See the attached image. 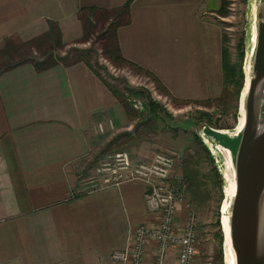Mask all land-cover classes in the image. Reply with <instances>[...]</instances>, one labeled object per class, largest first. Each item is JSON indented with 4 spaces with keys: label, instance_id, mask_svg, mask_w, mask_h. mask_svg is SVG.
Listing matches in <instances>:
<instances>
[{
    "label": "crops",
    "instance_id": "crops-1",
    "mask_svg": "<svg viewBox=\"0 0 264 264\" xmlns=\"http://www.w3.org/2000/svg\"><path fill=\"white\" fill-rule=\"evenodd\" d=\"M128 1L115 31L120 55L172 94L191 96V35L221 0H0V52L46 34L49 24L62 45L78 43L82 11ZM164 50L183 53L187 90H173L146 55ZM16 64L0 73V264H111L132 227L152 221L143 184L98 188L93 177L101 158L131 145L117 139L130 134L125 112L82 61L40 71Z\"/></svg>",
    "mask_w": 264,
    "mask_h": 264
},
{
    "label": "rangeland",
    "instance_id": "rangeland-1",
    "mask_svg": "<svg viewBox=\"0 0 264 264\" xmlns=\"http://www.w3.org/2000/svg\"><path fill=\"white\" fill-rule=\"evenodd\" d=\"M258 2V0H221L220 9L207 12L197 20L199 25L202 24L203 29H195L194 35H191V96L189 97L172 94L150 73L147 76L128 66L116 67L103 59L99 43L103 33L102 27L106 29L108 24L113 22L118 11L103 14L83 13V18L90 22L89 40L86 43L63 45L60 48L51 40L40 38V36L33 39L31 44L33 47L27 43L14 46L15 49L8 47V52H0V71L7 66L25 61L44 62L45 65L54 63L56 58L63 59L60 62L62 65L87 61L93 70L125 99V123L129 125V131L125 133L130 134L126 137L117 136L119 137L117 139L131 145L118 147L115 152L127 151V154L129 152L139 157L137 162L144 161L140 157L149 159L154 153L173 156L177 164L170 173L169 182L174 186L177 185L176 180L181 178L180 161H184L198 150L191 133H196L199 127L206 126L204 123L195 121L199 118V113L211 115L212 122L220 116L218 124L231 128L218 131H228L229 136L234 135L238 122L234 115L238 116L241 113V99L244 90L242 89L237 99L230 94L226 95L224 100L220 99L222 91L219 64L220 40L221 37L225 38L224 46L230 54L231 63H234L236 60L234 46L241 38L243 44L241 69L246 80L251 51L255 44ZM102 19L106 22L103 26ZM146 55L150 56L154 63H160L163 79L173 90H187L188 85L183 81L184 77L179 66L183 65L185 60L178 61L179 58H177L182 57L183 53H179L178 56L174 50H164L158 53L157 58L152 57L151 53H146ZM142 71L145 70L142 69ZM128 90L148 95L163 107L168 115H160L159 120L144 122L142 116H137L144 100L139 96L129 94ZM119 106L124 109L120 104ZM220 112L222 114L219 115ZM207 170L208 167L204 162L197 167L198 177L202 182H205L202 176ZM217 171L222 181L221 196L219 197L216 186L209 183L207 198L198 206L191 201L186 187L181 184L183 196L194 214L195 254L192 264H227L222 220L227 208L224 209V204L230 199L228 200L224 195V181L218 167ZM178 216L179 221L183 222V213Z\"/></svg>",
    "mask_w": 264,
    "mask_h": 264
},
{
    "label": "water",
    "instance_id": "water-1",
    "mask_svg": "<svg viewBox=\"0 0 264 264\" xmlns=\"http://www.w3.org/2000/svg\"><path fill=\"white\" fill-rule=\"evenodd\" d=\"M258 1L255 44L242 87L241 128L229 136L201 126L213 145L228 152L233 193L225 218L233 264H264V0Z\"/></svg>",
    "mask_w": 264,
    "mask_h": 264
},
{
    "label": "built area",
    "instance_id": "built-area-1",
    "mask_svg": "<svg viewBox=\"0 0 264 264\" xmlns=\"http://www.w3.org/2000/svg\"><path fill=\"white\" fill-rule=\"evenodd\" d=\"M109 128L112 123L107 122ZM96 130L103 132L98 124ZM177 160L154 153L146 161L132 162L126 152H112L93 167L98 188L138 182L145 186L143 203L152 217L132 227L124 248L110 254L111 264H192L195 254L194 214L183 196L179 179L169 182ZM183 213V222L179 214Z\"/></svg>",
    "mask_w": 264,
    "mask_h": 264
},
{
    "label": "trees",
    "instance_id": "trees-1",
    "mask_svg": "<svg viewBox=\"0 0 264 264\" xmlns=\"http://www.w3.org/2000/svg\"><path fill=\"white\" fill-rule=\"evenodd\" d=\"M128 1L125 5H123L120 9L114 10L118 11V14L115 16L113 22L111 24H108L106 29L102 27L103 33L102 36L99 39V43L101 45V56L103 59H105L107 62L112 64L116 67H122V66H128L137 72L145 73L147 76L150 74L146 71H142L141 68L127 62L122 58L119 52V48L116 42V36L115 31L116 29L126 23V14H127V7L129 5ZM221 8V5L219 6V9ZM95 10L93 8L85 9V11H82L84 14L87 12H94ZM114 11H98L100 14L108 13V12H114ZM82 13V14H83ZM79 14V19L81 21L82 25V35L79 39L78 43H86L89 40V31L88 28L90 27V22L88 19L83 18V15ZM102 26L105 24V20L102 19ZM40 38H47L54 42V44L58 47H62V43L60 40V35L57 31V28L54 24H49L48 31L46 34L42 35ZM35 40V39H34ZM34 40H31L27 42V44L30 47H33L31 44ZM225 38L221 37V46L219 51V64H220V71H221V96L220 99L224 100L226 95L234 96V99H237L239 93L242 90L243 83H244V75L241 69V58H242V42L241 38L238 40L236 45L234 46L235 50V62L231 63L230 61V54L227 50V48L224 46ZM25 44V43H24ZM13 49H15L13 47ZM8 52V48L5 47L2 51V53ZM63 59L62 58H56L55 62L50 65H45L43 63L39 62H31L35 70H45L48 68H51L55 66L57 63H60ZM92 72L93 74L103 83L105 88L109 91V93L116 99V101L124 108V112L126 114V107H125V99L121 97L120 94L117 93V91L110 86L108 83H106L103 78L96 73L91 65L87 62H83ZM17 64L7 66L3 68L1 72L6 71L10 69L13 66H16ZM131 95L139 96L143 98L144 102L141 106L140 113L137 114L138 117H141L144 122L148 121H154L159 120L160 115L167 116V112L163 107H161L158 103L153 101L151 98L148 97V95L143 94L139 91H133L128 90L127 91ZM219 115L222 114L221 112L218 113ZM144 115V116H143ZM211 115H208L207 113H199V118H196L195 121L199 123H204L207 127L214 129V130H220V129H230L231 127H225V125L221 126L218 124V116L217 119H214L212 122ZM234 118H237V115H234ZM234 119V121H235ZM186 132V130H183ZM192 140L197 146L198 150L193 152L191 156L187 157L184 161L181 160L180 167H181V178L179 179L181 184L186 187V190L191 198V201L195 204V206H198L199 203H202L205 198H207L208 194V184L212 183V186H216L217 191L219 193V197L221 196V177L220 174L217 171V168L214 164L213 158L208 153L207 149L202 145L198 137L195 135V133H191ZM201 162L206 163L208 170L206 173L203 174L202 178L205 180V182L201 181L199 179L197 167L200 166ZM211 186V185H210ZM211 186V187H212Z\"/></svg>",
    "mask_w": 264,
    "mask_h": 264
},
{
    "label": "bare ground",
    "instance_id": "bare-ground-1",
    "mask_svg": "<svg viewBox=\"0 0 264 264\" xmlns=\"http://www.w3.org/2000/svg\"><path fill=\"white\" fill-rule=\"evenodd\" d=\"M242 125V113H240V116L238 117V123L235 129L234 134H237L238 131L240 130ZM203 127V126H202ZM199 127L196 131V135L198 137V139L201 141L202 145L204 147H206L207 149L210 150V152L213 154L214 158H215V162L216 165L219 169V171L221 172L222 175V179L224 181V188H223V192L225 197L229 200L232 196L233 193V180H232V175L230 172V164H229V158H228V152L226 153L225 151H222L223 149H221L220 147L213 145L208 138L206 137V135L201 131V128ZM204 129V127H203ZM226 133H228V131H226ZM219 154L223 155V160H219ZM228 202H225L224 204V209L227 207ZM222 228H223V233L225 236L224 239V243H225V248H226V253H227V264H233V257L231 254V251L229 249V244H228V240H227V226H226V218L223 217L222 220Z\"/></svg>",
    "mask_w": 264,
    "mask_h": 264
}]
</instances>
